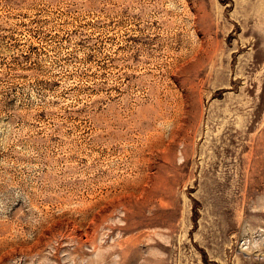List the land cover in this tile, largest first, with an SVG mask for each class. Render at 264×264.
<instances>
[{
  "label": "rangeland",
  "instance_id": "1",
  "mask_svg": "<svg viewBox=\"0 0 264 264\" xmlns=\"http://www.w3.org/2000/svg\"><path fill=\"white\" fill-rule=\"evenodd\" d=\"M0 264H264V0H0Z\"/></svg>",
  "mask_w": 264,
  "mask_h": 264
}]
</instances>
